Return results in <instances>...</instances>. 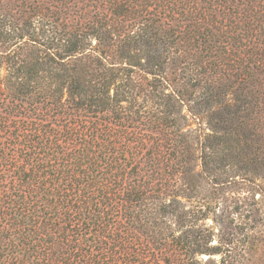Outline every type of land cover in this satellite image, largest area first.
<instances>
[{"label": "trees", "instance_id": "16d2710c", "mask_svg": "<svg viewBox=\"0 0 264 264\" xmlns=\"http://www.w3.org/2000/svg\"><path fill=\"white\" fill-rule=\"evenodd\" d=\"M239 184L264 0H0V264H242L209 225Z\"/></svg>", "mask_w": 264, "mask_h": 264}, {"label": "rangeland", "instance_id": "374dc122", "mask_svg": "<svg viewBox=\"0 0 264 264\" xmlns=\"http://www.w3.org/2000/svg\"><path fill=\"white\" fill-rule=\"evenodd\" d=\"M248 186L239 184L233 192L221 194L216 215H210L209 225L216 222L217 233L222 230L228 239L234 235L238 252L246 249L242 264H264V194L247 191ZM260 227L255 230L251 227ZM254 250L247 242L254 241ZM217 244V239L213 242ZM205 259L207 257H204Z\"/></svg>", "mask_w": 264, "mask_h": 264}]
</instances>
